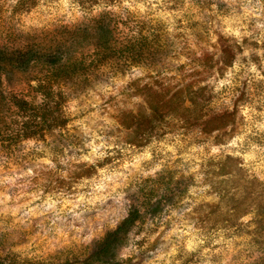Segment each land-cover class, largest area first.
Wrapping results in <instances>:
<instances>
[{
	"label": "rangeland",
	"instance_id": "374dc122",
	"mask_svg": "<svg viewBox=\"0 0 264 264\" xmlns=\"http://www.w3.org/2000/svg\"><path fill=\"white\" fill-rule=\"evenodd\" d=\"M0 264H264V0H0Z\"/></svg>",
	"mask_w": 264,
	"mask_h": 264
},
{
	"label": "trees",
	"instance_id": "16d2710c",
	"mask_svg": "<svg viewBox=\"0 0 264 264\" xmlns=\"http://www.w3.org/2000/svg\"><path fill=\"white\" fill-rule=\"evenodd\" d=\"M106 19L101 18L97 21V23L99 24V26L101 27V29H106L105 35L108 33L109 29V25H107L106 23ZM134 52V51H133ZM180 86H183V88H185V91H189L192 90V87H194L193 84L191 85H187L186 87L181 84ZM15 105H17V108L21 111V112H25L26 114H30V110H33L30 108V105H28V103H26L25 101H19L18 99L14 100ZM156 104V110L155 112H153L154 117H157L159 115V113L157 111H159V103H155ZM46 113L49 112L48 109H44ZM178 110L179 112H181V115L185 116V122L186 121H190V120H197L200 119V117H209L210 115L207 114V110L205 109V107H203V101L200 99H193V98H188L187 95L185 97H183V100L181 101V103L178 105V107L173 108V111ZM34 112V111H32ZM213 119L214 118H210L208 121H205L203 124L205 126H208L209 124L213 123ZM47 128L52 129V126H48ZM141 218V213L138 209H132L128 216L118 225V227L107 234V236L104 238V240L101 243V247L99 250V254L103 255V254H109L113 249H115L119 244H121L125 237L127 236V234L129 233V231L137 224V222L140 220Z\"/></svg>",
	"mask_w": 264,
	"mask_h": 264
}]
</instances>
